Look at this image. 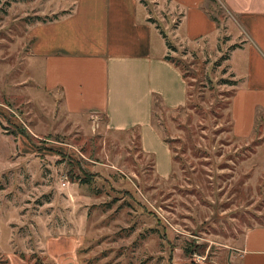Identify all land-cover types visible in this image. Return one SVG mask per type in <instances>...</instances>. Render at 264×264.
Here are the masks:
<instances>
[{
	"label": "rangeland",
	"instance_id": "374dc122",
	"mask_svg": "<svg viewBox=\"0 0 264 264\" xmlns=\"http://www.w3.org/2000/svg\"><path fill=\"white\" fill-rule=\"evenodd\" d=\"M60 7L0 0V264H56L46 247L59 238L75 264H239L243 235L264 226V114L248 137L232 134L240 79L219 4H207L218 39H166L188 86L182 110L153 109L171 161L163 148L144 153L137 130L71 115L42 88L29 29Z\"/></svg>",
	"mask_w": 264,
	"mask_h": 264
},
{
	"label": "crops",
	"instance_id": "0c3cea01",
	"mask_svg": "<svg viewBox=\"0 0 264 264\" xmlns=\"http://www.w3.org/2000/svg\"><path fill=\"white\" fill-rule=\"evenodd\" d=\"M58 2L57 17L31 25L30 51L42 88L58 92L67 113L101 116L113 131L138 130L144 153L163 148L171 161L169 147L151 123L154 103L169 110L184 107L188 86L164 59L166 39L186 46L218 39L220 27L207 8L217 2L226 15L224 30L239 45L227 58L232 75L240 79L230 103L232 134L248 137L257 113L264 114V0ZM62 239L49 240L46 253L56 264H75L67 256L71 246L64 248ZM238 257L239 264H264V226L245 232Z\"/></svg>",
	"mask_w": 264,
	"mask_h": 264
},
{
	"label": "trees",
	"instance_id": "16d2710c",
	"mask_svg": "<svg viewBox=\"0 0 264 264\" xmlns=\"http://www.w3.org/2000/svg\"><path fill=\"white\" fill-rule=\"evenodd\" d=\"M210 17H211V19L213 20V21H215L216 23H217V21H216V19L213 17V16H211L210 15ZM55 18V17H54ZM218 24V23H217ZM161 34L163 35V33L161 32ZM163 37H164V35H163ZM166 45H167V48L168 49H170V48H172V50H173V46L170 44V43H167L166 42ZM239 47V45H233V46H230V48H229V51H231V50H233V49H235V48H238ZM164 59H165V61H168V62H170V63H172L176 68H178L177 67V65H175L172 61H171V59L168 57V56H166V57H164ZM226 59V58H225ZM224 59V60H225ZM180 71V70H179ZM181 72V71H180ZM182 74V73H181ZM182 76H183V78H185L184 77V75L182 74ZM188 100V99H187ZM156 106V103H154V107ZM154 109V108H153ZM183 109V107H181V108H177V109H175L176 111H180V110H182ZM153 115V114H152ZM151 123H152V120H151ZM153 125V124H152ZM153 128H154V126H153ZM155 129V128H154ZM156 130V129H155ZM137 132H138V130H137ZM139 137H140V135H139V132H138V139H139ZM164 142H166V140L163 138L162 139Z\"/></svg>",
	"mask_w": 264,
	"mask_h": 264
}]
</instances>
